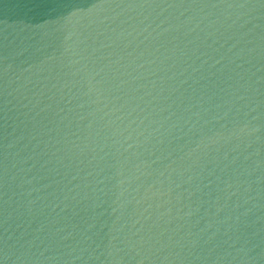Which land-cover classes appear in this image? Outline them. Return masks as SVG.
<instances>
[{
  "label": "water",
  "instance_id": "obj_1",
  "mask_svg": "<svg viewBox=\"0 0 264 264\" xmlns=\"http://www.w3.org/2000/svg\"><path fill=\"white\" fill-rule=\"evenodd\" d=\"M0 264H264V0H0Z\"/></svg>",
  "mask_w": 264,
  "mask_h": 264
}]
</instances>
